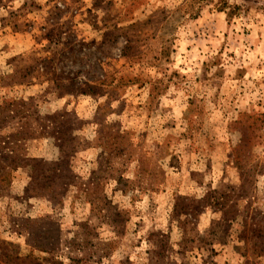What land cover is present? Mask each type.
<instances>
[{"label": "rangeland", "instance_id": "1", "mask_svg": "<svg viewBox=\"0 0 264 264\" xmlns=\"http://www.w3.org/2000/svg\"><path fill=\"white\" fill-rule=\"evenodd\" d=\"M5 101L71 186L11 174L0 264H264V0H0Z\"/></svg>", "mask_w": 264, "mask_h": 264}, {"label": "trees", "instance_id": "2", "mask_svg": "<svg viewBox=\"0 0 264 264\" xmlns=\"http://www.w3.org/2000/svg\"><path fill=\"white\" fill-rule=\"evenodd\" d=\"M89 88L91 90L90 93L94 94L96 87L89 86ZM19 102L20 101H5L0 104V197L4 195V192L9 186L11 174L20 167H29L33 174L29 188L27 189V193L28 191L34 193V190L35 193H41L38 190H43L45 192L55 194L56 196H64L65 192H67V189L71 186V183L57 182L61 178L63 179L65 177L62 167L66 164V160L63 159L60 163L50 165L45 163L43 160L31 158L22 151L23 145L21 143L23 138L20 137V131L6 136L2 133V130L4 129L3 124L6 118L9 116V112L15 113L19 111ZM13 108H15L16 111ZM51 118L54 120L53 122L57 123V117L55 115ZM65 118L66 116L60 115L61 120H64ZM59 134L62 137L64 134H67V131H65V129H61ZM66 150L67 148H65V152ZM65 156H67L66 153ZM66 168V172L70 174L72 172L71 169H69L67 166ZM91 185L92 182L88 184V186ZM76 186L78 187V185ZM78 189L83 190L86 195H91L89 187H86L85 190L82 188V186H80ZM203 201L204 200H196V203L201 204ZM224 210L225 209H223L225 215H229L232 212L230 210ZM3 251H5V249ZM211 252H214V250H211ZM3 257L4 260L9 259V262L14 261L16 263V260H20V257L17 256V254L11 255L10 252L8 255H5L3 252Z\"/></svg>", "mask_w": 264, "mask_h": 264}]
</instances>
